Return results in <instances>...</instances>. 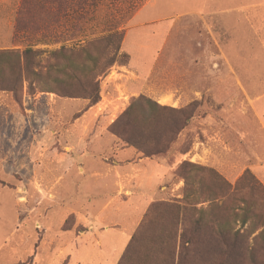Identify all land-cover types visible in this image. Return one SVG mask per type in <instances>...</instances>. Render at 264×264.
<instances>
[{
	"label": "rangeland",
	"instance_id": "rangeland-1",
	"mask_svg": "<svg viewBox=\"0 0 264 264\" xmlns=\"http://www.w3.org/2000/svg\"><path fill=\"white\" fill-rule=\"evenodd\" d=\"M37 1L27 0L20 14L12 15V36L0 21V52L30 47L42 52L38 60L43 62L61 46L77 50L116 32L123 35L120 63L98 78L100 100L86 117V100L41 93L35 84L34 94H27V81L21 96L0 90V264L72 263L62 254L65 234L77 218L83 222L75 215L83 209L73 213L70 200L84 201L82 184L89 183L97 164H86L91 172L85 178L75 174L60 182L72 192L62 200L56 195L62 173L57 162L74 160L77 169L93 159L112 166L142 158L109 132L139 97L171 111L145 108L133 123L136 136L148 138L159 123L162 130L182 121L178 111L192 118L170 153L154 158L177 167L154 202L148 201L117 264H264V132L245 107L251 108L247 96L264 93L258 62L251 57L263 55L254 35L258 28H250L251 34L246 28L236 44L231 39L228 53L230 34L213 17L249 0H82L87 4L74 6L79 10L65 25L58 23L65 0H44L41 9ZM229 16L236 20L237 14ZM16 28L24 31L18 39ZM42 33L56 37L48 41ZM231 53L246 58L237 65L249 68L228 67L225 55ZM183 162L196 167L184 171L186 184L183 172L177 174ZM246 171L252 179L235 187ZM126 196L117 197L119 203H126ZM89 199L94 206L102 198L91 192ZM105 225L116 227L110 221Z\"/></svg>",
	"mask_w": 264,
	"mask_h": 264
},
{
	"label": "crops",
	"instance_id": "crops-1",
	"mask_svg": "<svg viewBox=\"0 0 264 264\" xmlns=\"http://www.w3.org/2000/svg\"><path fill=\"white\" fill-rule=\"evenodd\" d=\"M21 4H23L21 0H0V21L7 23L5 30H7L8 36L13 35L15 23L12 15L20 14ZM35 4L39 9L46 7L44 0H39ZM86 4L87 2L82 0L79 2L65 0L64 8L58 14V23L65 25V21L74 15L75 10H79L78 7L74 9L73 7L77 5L85 6ZM239 5L242 7L233 11L215 12L213 17L217 18L221 26L230 34L228 53L232 50L233 41L236 44V36L239 38L244 37L247 31L248 34L252 33V31H249L250 28H258L254 30V35L257 39L258 52L263 55L251 57L255 62H258V83L263 86L261 89L264 91V0H249ZM55 10L52 7V11L54 12ZM232 13L237 14L236 20L229 16ZM224 15H227V18L228 16L231 17L232 23ZM44 25L42 24L40 27L42 28ZM51 35H53V38L56 37L54 36L55 34ZM225 57L230 68L243 70L249 68L246 65H237L238 60H243V57L232 53L231 55H225ZM235 66H238V68ZM247 75L255 78L251 73ZM246 99L251 108L248 107V104L245 107L255 119H258L259 129L264 132V93L257 97L247 96ZM95 107L94 105L88 108L82 117H86ZM58 161L57 164L59 165L58 167L62 168V173L57 178L58 191L56 195L58 199L62 200L65 199L66 195L70 197L72 192L69 190L70 187L62 188L63 184L60 182L66 181L70 177L72 178L75 174L85 178L91 172L86 167V164H97V168L92 169L94 171L87 178L89 183L86 184V181H84L85 185L82 184L86 193L84 201L76 203L74 200H70L72 201L71 204H73L71 209L76 210L73 213L78 212V209H83L82 214L80 212L75 214L77 217L78 214L81 215L83 222L77 218L74 228L68 229L66 234L64 233L67 235L65 236L67 238V247L65 250L62 249V254L64 253L71 258V264H117L145 215L148 201L149 205L154 202V198L159 195V190L165 189L164 182L170 176L172 169L177 167L176 165L169 166L162 160L156 161L142 158H137L132 163L125 161L123 163H114L112 166L102 160L93 159L89 162L85 161V164H81L77 169H75L74 160L59 159ZM79 170L83 171L82 174ZM59 171L60 169L57 172ZM113 183L114 185H112ZM111 189L113 191L109 192ZM91 192L95 196L102 198L94 206L89 199ZM110 195L115 197L108 203L107 197L109 198ZM122 195H127L126 197L128 198V201L124 204L119 203L117 200V197ZM109 221L113 222L116 227H106L105 223ZM60 225L62 226V223ZM79 226H83L84 229L77 231ZM61 233H63L62 230H60Z\"/></svg>",
	"mask_w": 264,
	"mask_h": 264
},
{
	"label": "trees",
	"instance_id": "trees-1",
	"mask_svg": "<svg viewBox=\"0 0 264 264\" xmlns=\"http://www.w3.org/2000/svg\"><path fill=\"white\" fill-rule=\"evenodd\" d=\"M26 3L27 0H23L20 12ZM16 29L14 37L18 39L16 34L24 31L19 28ZM41 38H48V41L54 39L53 35L44 33H42ZM122 40V33L114 32L90 40L77 50L61 46L58 50L49 53L48 58L43 62L38 60L42 52L34 51L30 47L24 49L21 53L1 51L0 90L9 93L11 96H21L22 83L27 81V94H34L33 84H35V89H38L41 93L55 94L58 97L67 99H83L88 102V107H92L100 100L98 78L105 76L113 65L120 63L119 51ZM145 108H148L151 112L168 110L167 108L158 107L143 97L132 99L130 105L112 124L109 132L121 143L132 147L141 154L142 159L151 160L170 153L177 136L187 127L188 121L192 117L185 116L182 111H173L182 116V121L168 123L164 126L167 128L162 130L159 123L156 127L158 130L153 136L142 138L141 135L136 136L134 133L133 123L136 115L143 113ZM191 169L194 170L196 167L187 162L181 163L177 169L179 178L183 172L185 184L188 179L184 171H190ZM246 177L251 178L248 171L236 183L235 187ZM249 213L251 212H246V214ZM252 214L254 217L257 214L259 215V213L255 214L254 212ZM252 264L256 263L253 262Z\"/></svg>",
	"mask_w": 264,
	"mask_h": 264
}]
</instances>
